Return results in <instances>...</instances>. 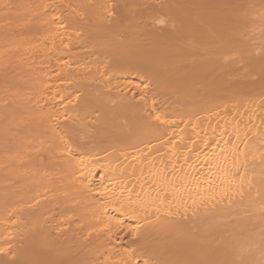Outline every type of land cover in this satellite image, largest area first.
I'll use <instances>...</instances> for the list:
<instances>
[{
  "label": "bare ground",
  "instance_id": "bare-ground-1",
  "mask_svg": "<svg viewBox=\"0 0 264 264\" xmlns=\"http://www.w3.org/2000/svg\"><path fill=\"white\" fill-rule=\"evenodd\" d=\"M0 28V264L34 232L264 264V0H0Z\"/></svg>",
  "mask_w": 264,
  "mask_h": 264
},
{
  "label": "rangeland",
  "instance_id": "rangeland-1",
  "mask_svg": "<svg viewBox=\"0 0 264 264\" xmlns=\"http://www.w3.org/2000/svg\"><path fill=\"white\" fill-rule=\"evenodd\" d=\"M254 16H255V14H253L251 18H254ZM3 29L4 28H0V31H2ZM255 51L253 53H256ZM259 52L262 53V51H259ZM253 53H251L249 56H252ZM257 53H258V50H257ZM257 55L253 54V56H257ZM16 65L17 64H15L13 62H10L7 65L1 66L0 67V79H2L5 76H6L5 78H8L10 76V79H13L16 76L15 72H18L19 70H22V65H17L20 68H18ZM254 73L255 72L249 73V75H250L249 79L250 80L253 79L252 81H255L257 79L256 76H258V75H256L257 73H255V74ZM253 76H254L255 79L252 78ZM117 235L121 236V237H124V238H122L121 242H125L128 239V238L126 239V236H122V234H117ZM117 235H116L117 240L118 239L120 240L121 237L118 238ZM30 236H31L33 242L25 250V252H27V255H28L27 258H28L29 264H68V262L72 263V261H74V264H75V260H77L78 257L79 258L81 257L80 254L84 255V253H89V251L91 252L92 249L94 248L91 244H90V246L92 248L89 246V240H87V239L84 240L85 237L83 236V237H81L79 239L80 241L78 239L71 240V244H69L67 246L64 245V247H61V244H60V246H55V247H53L50 250L49 249L48 250H44L42 248L43 247L42 243L45 241L44 237H43V234L42 233H38V232H34ZM62 237H64V236H62ZM76 240H77V243H76ZM78 243L80 244V246H79ZM86 243H88L87 246L89 248L88 247H83L84 244H86ZM73 249L74 250L75 249L76 250H78V249L80 250L81 249V251L80 252L76 251V250L74 251ZM83 250H84V252H83ZM81 252H83V253H81ZM71 263H69V264H71Z\"/></svg>",
  "mask_w": 264,
  "mask_h": 264
},
{
  "label": "snow or ice",
  "instance_id": "snow-or-ice-1",
  "mask_svg": "<svg viewBox=\"0 0 264 264\" xmlns=\"http://www.w3.org/2000/svg\"><path fill=\"white\" fill-rule=\"evenodd\" d=\"M0 251H3L2 249H0Z\"/></svg>",
  "mask_w": 264,
  "mask_h": 264
}]
</instances>
